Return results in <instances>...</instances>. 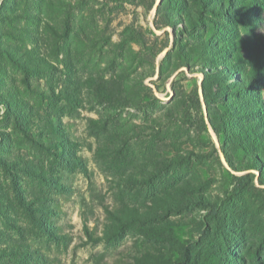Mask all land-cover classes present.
<instances>
[{"label": "rangeland", "instance_id": "obj_1", "mask_svg": "<svg viewBox=\"0 0 264 264\" xmlns=\"http://www.w3.org/2000/svg\"><path fill=\"white\" fill-rule=\"evenodd\" d=\"M217 1L0 0V264L172 259L208 201L264 242V184L235 126L264 121V83L241 81L264 0ZM173 193L175 243L138 226L105 239L112 215Z\"/></svg>", "mask_w": 264, "mask_h": 264}, {"label": "trees", "instance_id": "obj_2", "mask_svg": "<svg viewBox=\"0 0 264 264\" xmlns=\"http://www.w3.org/2000/svg\"><path fill=\"white\" fill-rule=\"evenodd\" d=\"M207 0H202L206 2ZM227 3V6L225 4ZM234 0H218L216 7H221L223 10H229L233 7ZM235 4V3H234ZM203 6H206L203 4ZM243 13H249L248 10H253L249 1L241 6ZM214 8V6H211ZM239 8V7H238ZM219 10V8H217ZM259 48L256 57L252 58L251 70H247V74L243 75L242 82H250L252 84L264 83V36L257 45ZM241 82L238 86H242ZM261 107L256 105V108ZM255 108V106H254ZM8 111V110H7ZM252 126L247 130L242 129L239 123L238 136L243 140L245 149L249 152V164L246 167L259 170V182L264 184V121L254 120ZM229 132H234L233 126L229 127ZM64 154V153H62ZM252 174H245L244 178L251 177ZM253 176V175H252ZM174 194V193H173ZM187 199V202L191 199ZM198 200L203 203L204 195H199ZM186 197H179L174 194L153 200L152 204L146 211L139 210L137 207L128 206L118 215H112L111 223L105 231V239H110L117 236L121 231H124L130 226H138L140 234L155 241L165 240L166 242L175 243L176 234H173L174 228H171L163 220L167 218L173 208L177 205H183ZM186 202V204H187ZM210 206L208 214L204 217L203 224L200 227L201 231L199 238L189 245L180 244L178 254L174 258L165 260L160 256L148 259V264H264V257L261 255L260 247L264 242L256 244L243 235L235 221H232L230 210L225 208L223 203L217 201H208ZM225 209H224V208ZM171 210V211H170ZM31 209L29 210V212ZM30 217L35 224L41 225L46 230L48 236V224L42 217H37L33 212ZM173 226V223H170ZM256 246H259L257 248ZM242 249V252H241Z\"/></svg>", "mask_w": 264, "mask_h": 264}]
</instances>
